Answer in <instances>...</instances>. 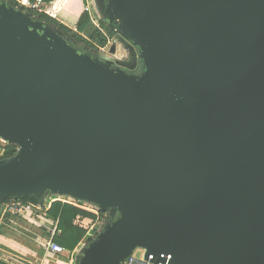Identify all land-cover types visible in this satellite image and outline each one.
<instances>
[{
  "label": "water",
  "instance_id": "obj_1",
  "mask_svg": "<svg viewBox=\"0 0 264 264\" xmlns=\"http://www.w3.org/2000/svg\"><path fill=\"white\" fill-rule=\"evenodd\" d=\"M99 3L143 76L0 0V206L111 215L79 264H264V0Z\"/></svg>",
  "mask_w": 264,
  "mask_h": 264
},
{
  "label": "trees",
  "instance_id": "obj_2",
  "mask_svg": "<svg viewBox=\"0 0 264 264\" xmlns=\"http://www.w3.org/2000/svg\"><path fill=\"white\" fill-rule=\"evenodd\" d=\"M4 1H7L9 5H12L15 8H19L30 13V15L36 19L45 21L54 29H56L65 39H67L72 46L93 57H98L100 49L104 48L108 44L109 40L116 34L115 30L112 29L105 21H100V27H95L93 25L87 0H80L82 4V10L79 13L78 18L73 26H69L64 23V19L66 18L65 16L63 17V12H57V16L53 17L45 12L21 7L19 6L17 0ZM44 1L45 4L48 5L51 4L54 0ZM61 6L59 8H61ZM10 145L6 157L12 156L17 152V145ZM12 199L16 198H8L5 199L4 202L10 201ZM16 200H20L23 202H33L36 204L40 203L39 199L34 196H27L18 198ZM104 214L105 213L102 212L103 216ZM79 215L92 220L96 219V215L94 213L72 204H62V202H55L52 205L51 209L47 212V218L51 220H59L58 228L60 230V234H57L54 240L65 247L68 253L74 251L86 238L88 226L81 225L80 223H75ZM92 239V237H88V243Z\"/></svg>",
  "mask_w": 264,
  "mask_h": 264
},
{
  "label": "built area",
  "instance_id": "obj_3",
  "mask_svg": "<svg viewBox=\"0 0 264 264\" xmlns=\"http://www.w3.org/2000/svg\"><path fill=\"white\" fill-rule=\"evenodd\" d=\"M19 6L27 8V9H33L40 12L48 13V6L45 4L44 0H17ZM19 9V8H18ZM23 11V10H22ZM26 12V11H24ZM52 16V15H51ZM55 16V15H53ZM102 51H104V48H101ZM2 141V140H1ZM0 141V158L6 157V147H2V143ZM6 143V142H5ZM40 203L36 204L33 202H23L20 200L12 199L7 202H2L0 209H2L3 214L10 213L14 215L21 216L23 218L30 219L31 221L37 222L40 219H44L45 222L41 224V227L46 229L48 231V235L45 236V242L43 244V247L46 251V256H44V259L42 261H27L26 264H63L61 263V257L67 255V250L65 247H63L60 243L56 242L54 240L55 236L57 234H60L59 230V220L52 221L51 225L53 227L47 228L46 223L47 220V212L51 209L52 205L55 202H62V204H72L77 207L86 209L89 212H92L96 215V219L92 220L90 219L91 224V231L94 232L97 230L98 233H100L105 225L110 221V215L108 214L109 220H102L100 218L99 210L100 208L95 204L92 207L84 205L83 202L89 203L87 201L78 200L73 197L67 196V195H54L51 193H47L45 197L42 200H39ZM85 220H87V217H83L82 215H79L75 221V223H80L81 225H85ZM99 225V227L96 229V226ZM91 232V234H92ZM89 235L91 237L92 235ZM82 245H85V242L82 241L79 246L71 252L69 261L66 264H79V255H80V247ZM154 255H150L148 259H146L145 252L144 256L139 257L133 254L130 256L125 263L123 264H155Z\"/></svg>",
  "mask_w": 264,
  "mask_h": 264
},
{
  "label": "crops",
  "instance_id": "obj_4",
  "mask_svg": "<svg viewBox=\"0 0 264 264\" xmlns=\"http://www.w3.org/2000/svg\"><path fill=\"white\" fill-rule=\"evenodd\" d=\"M48 5L50 7L49 11L52 13L62 5L58 13L63 12V17L66 18L64 23L69 26L75 24L82 10L80 0H54ZM47 220V223L56 221L49 218ZM43 222H45L44 219L34 222L18 215L3 214L2 209H0V263L26 264L27 261H42L46 256L43 244L45 236L48 235V231L41 227ZM47 223V228L53 227V225ZM85 223H90V219L87 218ZM70 254L67 253L66 256H62L61 263L66 264L69 261Z\"/></svg>",
  "mask_w": 264,
  "mask_h": 264
},
{
  "label": "rangeland",
  "instance_id": "obj_5",
  "mask_svg": "<svg viewBox=\"0 0 264 264\" xmlns=\"http://www.w3.org/2000/svg\"><path fill=\"white\" fill-rule=\"evenodd\" d=\"M49 6H48V13L49 15H55L53 17H56L57 12L59 11V9L57 11H55L54 13L49 11ZM88 8L91 14V18L93 21V25L95 27H100V21H104V14L102 11V7L100 6L99 0H88ZM112 29L115 30V35L109 40L108 44L104 47V51H102V49H100V52L98 54V57L105 61V60H112L116 63V65L118 66H122L125 67L129 70L135 71L137 73H142L145 70V65H144V61L141 58V51L140 49L135 46L131 41L129 40H125L124 38L121 37V35L116 32V28L113 27L112 25H109ZM135 73V74H137ZM2 139H0L1 141ZM5 140H2V147H6V154L9 150V147L11 146L9 143L4 142ZM10 145V146H9ZM84 205L87 206H93L95 205L94 203H86L83 202ZM93 204V205H92ZM104 213V212H103ZM99 214H100V218L102 220H109L108 218V213H105L104 216L102 215V211L99 210ZM119 216V213L117 212L116 214H114L112 216V220L114 221L117 217ZM111 219V215L109 216ZM49 225H51V223H47ZM85 225L88 226L87 228V234H86V238L83 240L85 242V245H82L80 247V251L83 252L85 250V248H87L89 245H91L94 241H96L99 237V233L97 232V230H95L94 232L91 231L92 227L91 224L88 225V223H85ZM51 227V226H50ZM99 227V225L96 226V229ZM92 232V234H91ZM92 235L91 237L93 238L89 243L87 238L89 237V235ZM144 250L141 248H137L134 252V254L136 256L142 257L144 256Z\"/></svg>",
  "mask_w": 264,
  "mask_h": 264
},
{
  "label": "flooded vegetation",
  "instance_id": "obj_6",
  "mask_svg": "<svg viewBox=\"0 0 264 264\" xmlns=\"http://www.w3.org/2000/svg\"><path fill=\"white\" fill-rule=\"evenodd\" d=\"M115 66L120 67V68H122V69H124V70H126V71L132 72V73H134V74L137 73V72L132 71V70H129V69L125 68V67L118 66V65H116V63H115ZM144 72H145V71H143L142 73L139 72V73H137V74H135V75L143 76V75H144Z\"/></svg>",
  "mask_w": 264,
  "mask_h": 264
},
{
  "label": "bare ground",
  "instance_id": "obj_7",
  "mask_svg": "<svg viewBox=\"0 0 264 264\" xmlns=\"http://www.w3.org/2000/svg\"><path fill=\"white\" fill-rule=\"evenodd\" d=\"M0 139L4 140L3 138L0 137Z\"/></svg>",
  "mask_w": 264,
  "mask_h": 264
}]
</instances>
